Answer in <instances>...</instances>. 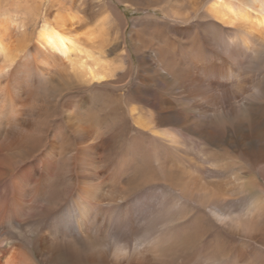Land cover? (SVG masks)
I'll use <instances>...</instances> for the list:
<instances>
[{"label": "bare ground", "instance_id": "bare-ground-1", "mask_svg": "<svg viewBox=\"0 0 264 264\" xmlns=\"http://www.w3.org/2000/svg\"><path fill=\"white\" fill-rule=\"evenodd\" d=\"M114 1L0 0V264H264V0Z\"/></svg>", "mask_w": 264, "mask_h": 264}, {"label": "rangeland", "instance_id": "rangeland-1", "mask_svg": "<svg viewBox=\"0 0 264 264\" xmlns=\"http://www.w3.org/2000/svg\"><path fill=\"white\" fill-rule=\"evenodd\" d=\"M114 1V0H113ZM114 4L116 3V1H114L113 2ZM119 4V5H118ZM90 7H88V8H86L87 10H85V14L84 15H86L87 17H90V18H92L93 20H97V18H99L100 16H98V15H101V13L100 14H97V12H98V9L96 8V7H93V5L90 3V5H89ZM116 6L118 7V9H119V11H124V13H125V19H126V23H125V25H124V29H123V32H124V36L126 37L124 40H123V45H122V47H126L127 49H130V46H129V40H128V38H129V34H130V32L132 31V30H136V29H138L139 27L137 26L136 27V29H134L133 28V26L134 25H136V24H139L140 23V21H138V20H140V19H142L144 16H146L147 14L144 12H142V11H138V12H136V11H134L133 9H130V8H128V9H124V7L122 6V5H120V3H116ZM123 8V9H122ZM130 10V11H129ZM97 16H96V15ZM146 14V15H145ZM156 14V17H155V15L154 14H152L153 15V18L154 19H156V20H159V21H162V13H160V12H156L155 13ZM97 18H96V17ZM132 54V56H133V63H134V71H133V75H136V66H137V63H136V61H137V57L134 55V53L132 52L131 53ZM115 55V56H114ZM114 55H112L111 56V58H113V59H115V60H118V55H119V53L117 52V53H115ZM179 55V54H178ZM153 98V97H152ZM153 100V99H152ZM188 135H190V134H188ZM189 138L187 139L186 138V142H188V143H190V140L191 141H193V140H196L195 138H193L192 139V137L191 136H188ZM191 138V139H190ZM189 140V141H188ZM191 151H194V150H192V149H190ZM228 177L230 176V174H228L227 175ZM231 177V176H230ZM258 178V179H257ZM256 179L258 180V181H261V179H260V176H256Z\"/></svg>", "mask_w": 264, "mask_h": 264}]
</instances>
